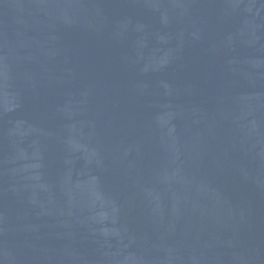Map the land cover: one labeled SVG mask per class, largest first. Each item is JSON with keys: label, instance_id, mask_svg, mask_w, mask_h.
I'll return each mask as SVG.
<instances>
[{"label": "water", "instance_id": "water-1", "mask_svg": "<svg viewBox=\"0 0 264 264\" xmlns=\"http://www.w3.org/2000/svg\"><path fill=\"white\" fill-rule=\"evenodd\" d=\"M0 264H264V0H0Z\"/></svg>", "mask_w": 264, "mask_h": 264}]
</instances>
